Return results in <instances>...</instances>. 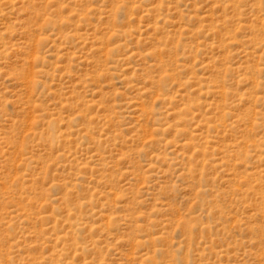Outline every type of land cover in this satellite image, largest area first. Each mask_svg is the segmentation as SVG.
Listing matches in <instances>:
<instances>
[{
    "label": "rangeland",
    "instance_id": "rangeland-1",
    "mask_svg": "<svg viewBox=\"0 0 264 264\" xmlns=\"http://www.w3.org/2000/svg\"><path fill=\"white\" fill-rule=\"evenodd\" d=\"M0 264H264V0H0Z\"/></svg>",
    "mask_w": 264,
    "mask_h": 264
}]
</instances>
